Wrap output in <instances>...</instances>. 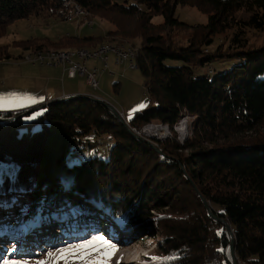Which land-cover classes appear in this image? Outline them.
Here are the masks:
<instances>
[{
  "label": "trees",
  "instance_id": "trees-1",
  "mask_svg": "<svg viewBox=\"0 0 264 264\" xmlns=\"http://www.w3.org/2000/svg\"><path fill=\"white\" fill-rule=\"evenodd\" d=\"M65 1L0 0V36L32 15L49 12L66 19ZM69 1L89 19L107 18L114 29L65 35L49 44L37 38L14 44L34 52L94 50L106 42L122 46L137 40L134 64L155 104L128 122L92 94L50 101L30 122L25 116L34 108L0 112V166L11 170L0 176V214L14 209L0 228L6 225L10 233L11 226H19L12 243L22 241L23 249L34 250L19 251L17 259L41 256L48 226L67 232L97 229V224L116 229L119 220L125 228L120 238H157V258L142 264H233L232 237L237 264H264V0ZM178 6H195L207 23L180 20ZM157 15L163 22L153 21ZM181 33L188 34L186 41L178 38ZM6 47L0 46V61L11 56ZM167 59L183 63L169 65ZM214 60L233 64L213 78L197 74ZM185 113L194 119L193 136L184 143L175 134L152 140L130 130L157 121L173 131ZM91 131L110 135L109 157L69 164L74 143ZM51 200H57L54 208ZM205 201L216 217L228 221L232 233ZM91 232L58 242L60 231L53 247L73 237L87 239ZM4 237L0 233V240ZM5 245L0 243V264L9 258L3 255Z\"/></svg>",
  "mask_w": 264,
  "mask_h": 264
},
{
  "label": "rangeland",
  "instance_id": "rangeland-1",
  "mask_svg": "<svg viewBox=\"0 0 264 264\" xmlns=\"http://www.w3.org/2000/svg\"><path fill=\"white\" fill-rule=\"evenodd\" d=\"M119 3H123L125 0H115ZM79 15H75L73 20L70 19H63L60 16L52 15L49 12L40 13L38 15H32L28 18L20 19L12 23L7 33L4 36H0V46L8 45L6 47L8 53L11 55L9 58H3L0 61V95H10V94H20V95H28L34 96V98L40 100L41 89L43 90L47 87V77H44L42 71L39 73V69L36 68L38 65L41 66L42 69H54L57 66H48L47 64H43L41 62H33L28 61L24 57L26 54L33 51V49H25L24 46L15 45V41H26L31 38H37L41 43H51L56 40H60L61 37L67 36H92V35H99L103 34L104 32L114 29V26L109 23L107 18H102L100 16H96L94 18H87L85 17L87 13H84L82 9L78 6ZM177 17L185 22L190 24H206L208 21V17L205 13L198 10L195 6H178L176 10ZM107 19V20H106ZM163 16L157 15L153 18L155 23L163 22ZM93 25V26H90ZM188 33V32H187ZM181 33L178 35L179 37H183L184 41H186L188 34ZM70 34V35H69ZM116 35H111V37H115ZM118 41H123L120 39ZM104 45V46H103ZM110 46V47H120V45H113L110 43H105L96 48L101 49L102 47ZM92 48V46H88ZM140 47V42L137 40H127L121 48L123 50L131 51L134 53L135 57L138 53ZM75 47H66L61 48L60 50H72ZM54 49H58L57 47H51L45 50L46 52H50ZM75 49H86V48H75ZM95 50V49H94ZM58 51V50H54ZM136 51V52H134ZM66 52V51H60ZM80 53H84L87 51L80 50L76 51ZM6 54V53H4ZM109 67L105 68L104 63L101 59H98L99 68L97 73V80L100 83V88L96 90L90 86L84 79V77H80L78 75L77 79L75 80V84H77V88H79V92L75 94H93L96 97H99L102 101L108 104L111 109L116 113H118L122 118L121 120L128 122L135 112L148 108L149 105L155 104L152 101V98L146 88V79L140 69L137 67H131L129 65L119 64L115 62L114 54L110 52L109 54ZM96 60V58H89L87 60V65L91 66L92 62ZM114 63V64H113ZM166 64L175 65V64H182V61L167 59L165 61ZM30 64V65H29ZM225 64V66H224ZM233 64V61H222V60H214L211 63H208L205 66L199 67L197 70V74L199 76H208L213 78L216 76L220 71H223L225 67L230 68ZM115 65V66H114ZM135 65V64H134ZM54 67V68H53ZM110 71L114 72L116 75L112 76ZM37 73V75H36ZM44 96V95H43ZM46 97V96H44ZM43 105V104H42ZM143 105V107H142ZM41 105L33 106L35 110L32 111L29 115L25 116V121L30 122L35 120L40 114H42L44 107H39ZM116 113V114H117ZM180 123L174 127L172 131L170 126L163 122H157L158 127L161 128L160 132L157 133L156 138L148 137L143 134V131H148L151 135H154L152 131V127H148L144 125L141 129L132 128L130 129L135 135H144V138L152 139V140H161L163 138H177L181 142H185L187 139L193 136L192 131V121L194 119L189 113H185ZM29 117H34L29 119ZM124 118V119H123ZM163 130V132H161ZM159 131V129H158ZM140 132V134L138 133ZM175 134V137H174ZM142 137V136H141ZM114 144V141L111 139L109 134H97L94 131H91L89 134L84 135L80 138L79 141L75 142L71 153L68 155V163L72 164L74 162H80L82 159L89 158L91 156H100L104 159H107L110 155L111 148ZM154 145H156L154 143ZM157 146V145H156ZM6 166H0V176H4L7 172H10ZM51 207L54 208L57 205V200H51ZM70 205V204H68ZM14 209H11L9 212L1 213L0 214V222L4 221V217H13ZM79 211L72 212V216L78 215ZM119 225V228L117 227ZM30 226V224H29ZM116 230L118 232L125 230L124 224L119 222V220L115 221ZM21 228L23 226L21 225ZM26 228L28 225L26 224ZM82 228V227H81ZM86 228V227H85ZM4 232L3 237L4 239L0 240V243L4 245L9 244V246H13L10 250H5L4 248V256H8L9 260H16V261H26L27 264H38V261L47 259V253L49 251H55L61 247H53L54 243H58L66 238L64 236H78L81 233L91 232L94 233L93 235H97L96 233L105 235L103 233H107L105 235L110 241L117 245V251L111 260V264H142L146 262V259L149 257L157 258L156 254L154 253L156 249V237L145 236L140 240L135 242H130L123 238H120L118 232H114L113 229L104 228V226H97V229H84L82 228L80 231L75 230H58V229H51L49 230V234H47L45 241L41 244H46L41 248V256L33 258L32 260L27 259H17L18 254L22 252L29 253L34 252V250L30 248H22V241H19L17 245H12L11 243L15 241L13 235L7 232L6 226L1 227ZM107 229L108 232H107ZM19 230V229H17ZM58 233H60L59 241H58ZM109 234V235H108ZM41 237V236H40ZM24 240V239H22ZM84 239H73L68 240L67 244L77 243ZM58 241V242H57ZM5 245V246H6ZM48 245V246H47ZM64 245V246H66ZM62 246V247H64ZM25 250V251H24ZM20 251V252H19ZM2 255V256H3ZM13 256V257H12ZM3 264V263H1ZM62 264V262H61Z\"/></svg>",
  "mask_w": 264,
  "mask_h": 264
},
{
  "label": "snow or ice",
  "instance_id": "snow-or-ice-1",
  "mask_svg": "<svg viewBox=\"0 0 264 264\" xmlns=\"http://www.w3.org/2000/svg\"><path fill=\"white\" fill-rule=\"evenodd\" d=\"M37 103V99L20 94L0 95V110L23 109ZM143 107V105H142ZM34 117H29V119ZM117 245L102 234L92 235L77 243L68 244L47 253L38 264H111ZM3 264H27L26 261L5 259Z\"/></svg>",
  "mask_w": 264,
  "mask_h": 264
},
{
  "label": "built area",
  "instance_id": "built-area-1",
  "mask_svg": "<svg viewBox=\"0 0 264 264\" xmlns=\"http://www.w3.org/2000/svg\"><path fill=\"white\" fill-rule=\"evenodd\" d=\"M64 7L65 9L62 11V15L65 16L67 19L73 20L75 15H79L78 5L74 4L72 1L66 0L64 2ZM109 52H113L115 54L117 63L129 65L131 67L136 66V65H131V56H129V54H126V52H119L117 50H110V49L102 50L97 54H87L84 56L67 55V56H61V58H57V59L34 57L28 60L33 62L38 61L50 66H61L65 71H67L70 77H76L77 75H86L87 83L93 88H97L99 84L97 80L98 69L95 67L93 70H88V68L86 67V60L90 57L100 58L101 61L104 62L105 68H107L108 67L107 59ZM111 73L113 72L111 71ZM146 125L148 127L156 128L155 121L148 123ZM140 136L145 137L144 135H140Z\"/></svg>",
  "mask_w": 264,
  "mask_h": 264
},
{
  "label": "crops",
  "instance_id": "crops-1",
  "mask_svg": "<svg viewBox=\"0 0 264 264\" xmlns=\"http://www.w3.org/2000/svg\"><path fill=\"white\" fill-rule=\"evenodd\" d=\"M97 60L98 59L94 60L91 64V66L87 65L88 70H92V69H94L95 66L99 65ZM36 68L39 69V73H40V71L45 73L44 77L45 78L47 77L46 79L48 80L47 84H46L47 87H45L43 90L41 89V95L39 97L40 100H38L37 103L32 104L29 107H26L23 109L12 110V111L24 110V109H29V108H36L33 106H37V105H41L39 107H43L47 103H49L50 101H54V100H58V99H64V98L76 95L75 93L81 91V90H79V88H77V84H75V80L79 76L70 77L69 74L67 73V71H65L63 69V67L57 66L56 68L53 67L54 69L44 70L41 68V66L38 65ZM36 75H37V73H36ZM115 75H116L115 73L112 74V76H115ZM80 77H84L85 78L84 80L87 82L86 75H81ZM99 88H100V83H99L98 88L96 90H98ZM43 95L46 97H44ZM32 97H34V96H32ZM3 111H11V110H0V112H3Z\"/></svg>",
  "mask_w": 264,
  "mask_h": 264
},
{
  "label": "bare ground",
  "instance_id": "bare-ground-1",
  "mask_svg": "<svg viewBox=\"0 0 264 264\" xmlns=\"http://www.w3.org/2000/svg\"><path fill=\"white\" fill-rule=\"evenodd\" d=\"M74 17H77V16H74ZM105 49L117 50L119 52H126V54H129V56H131V65H134V60H135L134 53L131 51V49L129 51H126L127 48L125 50H123L124 48H121V46L120 47L105 46V47H102L101 49L99 48L97 50L96 49L95 50H91V49H72V50H70V49L69 50L54 49V50H58V51H54V50L52 51V49H50V52H46L48 50L34 51V52H30V53L26 54L25 59L28 60V59H32L34 57L35 58L44 57V58H47V59H57V58H61V56H67V55L84 56V55H87V54H97L100 51L105 50ZM80 50H84V51H87V52H84V53L76 52V51H80ZM60 51H66V52H60ZM134 52H136V51H134ZM158 129H159V131H158ZM149 130L152 131L154 135H151V133H149L148 131H145V130L143 131V134H145L148 137H153L154 139H157L155 135H157V133L160 132L161 128L158 127V125H156V128H153V130L152 129H149ZM161 132H163V130ZM138 133L140 134V132H138ZM16 228L19 229V226L16 227ZM10 229H11V231H10L11 234L14 233L13 231H18V230H14V228L12 226L10 227Z\"/></svg>",
  "mask_w": 264,
  "mask_h": 264
},
{
  "label": "water",
  "instance_id": "water-1",
  "mask_svg": "<svg viewBox=\"0 0 264 264\" xmlns=\"http://www.w3.org/2000/svg\"><path fill=\"white\" fill-rule=\"evenodd\" d=\"M117 115L120 117V115L118 113H117ZM120 119H121V117H120ZM136 136H138V135H136ZM141 138H144V137H141ZM205 204H206L207 208L209 209V211L211 212L212 216L215 217L216 219L220 220L222 223H224L226 225V228L228 229V231L230 233H232V229H231L230 224L228 223V221H226L225 219L216 217V215H214V213L212 212V208H211L210 204L207 201H205ZM230 243H231V253H232V256H233V259H234L233 264H237V261L235 260V247H234V238L233 237L231 238V242Z\"/></svg>",
  "mask_w": 264,
  "mask_h": 264
}]
</instances>
